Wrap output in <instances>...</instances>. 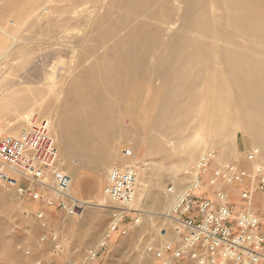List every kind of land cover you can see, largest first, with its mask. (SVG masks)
<instances>
[{
    "label": "rangeland",
    "instance_id": "374dc122",
    "mask_svg": "<svg viewBox=\"0 0 264 264\" xmlns=\"http://www.w3.org/2000/svg\"><path fill=\"white\" fill-rule=\"evenodd\" d=\"M41 120L73 195L91 208L68 217L0 184V264H154L147 247L173 238L165 215L203 152L214 167L251 171L255 148L264 167V0H4L0 128ZM128 166L137 181L127 234L86 262L118 208L108 172ZM203 185L210 197L207 176ZM222 189L239 210L244 188ZM254 200L264 211V196Z\"/></svg>",
    "mask_w": 264,
    "mask_h": 264
},
{
    "label": "built area",
    "instance_id": "2783aa9c",
    "mask_svg": "<svg viewBox=\"0 0 264 264\" xmlns=\"http://www.w3.org/2000/svg\"><path fill=\"white\" fill-rule=\"evenodd\" d=\"M258 156L255 148L245 153L246 162L253 164L248 171L234 163L214 167L216 155L208 150L201 154L192 183L178 198L173 238L147 247L154 264H264V211L254 207V196H264V167L258 163ZM205 176L212 189L210 197L199 195ZM136 180L137 171L129 166L108 172L106 195L118 208L112 209L99 248L87 252L86 262L95 261L113 236L127 234L122 225L130 212L127 206L136 197ZM0 184L25 201L68 217H77L87 208L70 193L72 180L61 169L59 150L47 120L31 121L17 134L0 128ZM222 187L244 188L238 195L239 210ZM168 193L172 195L173 188ZM43 217L41 211L36 214L38 220ZM52 240L57 243L56 238ZM55 250L58 253L62 249L55 244Z\"/></svg>",
    "mask_w": 264,
    "mask_h": 264
},
{
    "label": "bare ground",
    "instance_id": "6f19581e",
    "mask_svg": "<svg viewBox=\"0 0 264 264\" xmlns=\"http://www.w3.org/2000/svg\"><path fill=\"white\" fill-rule=\"evenodd\" d=\"M137 181V180H136ZM70 193L73 195V193H72V187H71V189H70ZM106 193V192H105ZM74 196V195H73ZM180 197V194L178 195V198ZM178 198H177V202H178ZM83 202H84V204L87 206V208H91V205L87 202V201H85V200H83ZM133 203V202H132ZM131 203V204H132ZM131 204H129L128 206H127V211H132V210H130V206H131ZM176 206H177V204H176ZM176 208V207H175ZM175 210V209H174ZM174 210L172 211H169L165 216L167 217V218H171L172 219V222H173V218H174ZM83 215V213L82 214H79L77 217H81ZM167 240V239H166Z\"/></svg>",
    "mask_w": 264,
    "mask_h": 264
}]
</instances>
